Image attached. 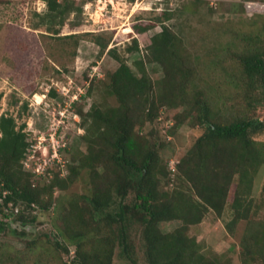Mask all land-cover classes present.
Here are the masks:
<instances>
[{
    "label": "trees",
    "instance_id": "obj_1",
    "mask_svg": "<svg viewBox=\"0 0 264 264\" xmlns=\"http://www.w3.org/2000/svg\"><path fill=\"white\" fill-rule=\"evenodd\" d=\"M83 11L77 0H47L42 23L53 28L55 23L64 24L71 13ZM257 14L264 16V10ZM149 29L140 26L138 31ZM241 40V49H229L235 63L227 67L225 80L243 101L231 112L225 109L218 86L204 87L183 39L170 26L164 24L149 46L152 60L166 68L157 85L144 62L136 61L137 73L111 48L120 66L108 81H101V99L80 111L86 148L73 152L67 175L56 174L49 181L35 183L34 173L25 169L31 146L25 124L19 126L13 115L3 113L0 264H114L118 247L138 264L131 237L137 225L148 264H230L228 257L204 251L191 234L192 226L202 223L210 211L221 217L228 205L231 231L247 222L240 246L242 264H264V217L257 215L260 206L253 196L255 179L264 166V140L255 137L264 131V120L254 114L264 104V24L257 32L244 33ZM97 41L107 47L101 38ZM134 42L139 50L138 39ZM92 94L89 87L88 95ZM2 96L0 92V100ZM110 97L116 101L111 103ZM164 105L182 109L175 116L176 125L189 121L204 129L176 164L174 177L159 144L142 132ZM79 179L86 189L61 204L56 190H67ZM55 203L58 214L51 231L28 239L27 230L13 229L24 240L23 248L3 240L13 221L24 226L35 223ZM174 220L180 225L164 231L161 224ZM71 246L74 253L66 259Z\"/></svg>",
    "mask_w": 264,
    "mask_h": 264
},
{
    "label": "rangeland",
    "instance_id": "obj_2",
    "mask_svg": "<svg viewBox=\"0 0 264 264\" xmlns=\"http://www.w3.org/2000/svg\"><path fill=\"white\" fill-rule=\"evenodd\" d=\"M251 1L264 4V0H77L84 6L83 13H71L64 24L55 23L49 28L42 23L47 0H0V116L13 115L19 126L25 124L31 146L24 166L34 173V182L49 181L56 174L67 175L73 152L86 148L81 140L85 129L80 111L101 99V81H108L120 66L109 52L111 48L137 73L136 61L144 62L156 85L165 78L166 68L152 60L149 48L151 38L162 31L164 24L183 39L204 87L218 86L217 93L229 112L241 108V95L230 88L225 78H229L227 67L235 63L229 49H241L242 35L257 32L264 24V16L257 14L264 5L248 10ZM140 26L150 29L139 32ZM98 38L107 44L106 48L100 46ZM134 38L138 39L139 50L134 48ZM89 87L92 95H88ZM110 101L114 103L115 97ZM181 110L164 105L159 117L142 128L161 147L173 177L180 158L204 131L189 121L176 125L175 116ZM254 114L264 120V104ZM255 137L264 140V131ZM263 184L264 166L253 188L255 204L260 206L259 217H264ZM85 189L84 180L79 179L67 190L57 189L55 196L62 204L71 194ZM235 190L236 183L231 187L229 202ZM56 207L57 203L35 223L24 226L13 221L3 240L23 248L24 240L13 229L27 230L28 239L51 231L58 214ZM231 218L230 205L221 217L210 211L202 223L192 226L191 234L204 251L222 254L231 259L230 264H242L240 246L247 222L241 221L231 231L227 226ZM180 223L174 220L161 226L170 231ZM131 237L134 258L138 264H148L139 225L132 229ZM74 250L71 246L66 259L72 258ZM114 264L134 263L118 247Z\"/></svg>",
    "mask_w": 264,
    "mask_h": 264
},
{
    "label": "built area",
    "instance_id": "obj_3",
    "mask_svg": "<svg viewBox=\"0 0 264 264\" xmlns=\"http://www.w3.org/2000/svg\"><path fill=\"white\" fill-rule=\"evenodd\" d=\"M263 3H261V2H253V1H251L249 4H248V10H250V9H259L260 7H263Z\"/></svg>",
    "mask_w": 264,
    "mask_h": 264
},
{
    "label": "bare ground",
    "instance_id": "obj_4",
    "mask_svg": "<svg viewBox=\"0 0 264 264\" xmlns=\"http://www.w3.org/2000/svg\"><path fill=\"white\" fill-rule=\"evenodd\" d=\"M37 97L41 99V96L37 95Z\"/></svg>",
    "mask_w": 264,
    "mask_h": 264
}]
</instances>
